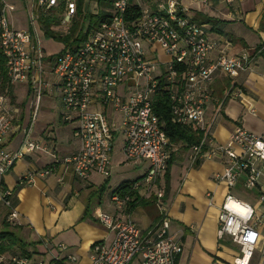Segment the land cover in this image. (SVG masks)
Returning a JSON list of instances; mask_svg holds the SVG:
<instances>
[{"label":"built area","instance_id":"2783aa9c","mask_svg":"<svg viewBox=\"0 0 264 264\" xmlns=\"http://www.w3.org/2000/svg\"><path fill=\"white\" fill-rule=\"evenodd\" d=\"M16 1L0 0V50L6 59L8 85L30 84L35 108L32 120L24 127L19 148L0 151V175L27 154L46 150L32 134L44 89L50 85L46 81L49 73L53 78L51 85L60 93L63 118L76 122L74 136L79 141L78 150L62 162L71 165L81 180H88L92 172L109 177L115 134L120 132L125 138L124 158L131 162L149 161L143 181L150 190L168 169L171 157V142L153 110L154 98L161 90L171 102L173 123L194 125L202 133L191 146L192 163L210 159L222 165V170L213 176L217 185L227 189L218 210V237H229L239 246L240 253L233 264H249L264 239V139L240 124L226 143H215L212 124L205 115L217 73L236 77L241 71L251 70L258 58L264 56V46L237 53L220 49L214 55L219 49L218 41L209 35L204 24L190 17L191 7L186 0H113L109 22L93 30L78 47H65L45 62L36 19L64 3L61 23L67 25L76 14L77 0H25L28 7L35 3L40 9L35 18L31 9L26 8L30 14L29 29L16 28L10 18ZM191 1L201 5L211 2ZM226 1L233 5L244 0ZM131 7L140 12L133 23L127 18ZM144 44L153 52L152 57L147 56ZM178 66L183 71L178 72ZM8 93V89L0 93V144L15 127ZM230 96L243 98L244 92L232 84L226 98ZM53 157L48 167L20 175L18 185H28L36 176L52 174L61 161L55 154ZM241 190L254 192L257 204L240 198L237 193ZM1 191L3 205L9 209L8 221H13L18 217L13 191ZM156 195L161 217L146 232L126 211L128 196H113L119 209L117 214L95 211L97 220L112 231L113 237L109 242L93 245L92 264H130L137 256L138 264H177L183 244L170 233V217L163 201L165 188L157 185ZM207 197L211 205L214 193L207 192ZM43 245L46 251L38 257L0 253V264H68L75 260L73 255L62 259L47 240ZM56 247L61 251L67 249L64 243ZM259 264H264V254Z\"/></svg>","mask_w":264,"mask_h":264},{"label":"crops","instance_id":"0c3cea01","mask_svg":"<svg viewBox=\"0 0 264 264\" xmlns=\"http://www.w3.org/2000/svg\"><path fill=\"white\" fill-rule=\"evenodd\" d=\"M186 1L191 7L190 17L197 23L204 24L209 35L218 41L219 49L214 55L220 49L237 53L242 49H252L264 44V0H244L233 5L226 0H211L210 5ZM206 17H215L226 22L219 25L222 32L212 31L211 24L204 22ZM29 26L30 23L26 22L15 27L29 29ZM38 26L40 24L36 23L43 47L45 35ZM61 27L58 25L53 29L57 31ZM59 44L60 52L65 46L61 42ZM46 81L50 83L46 88L54 94L42 95L32 134L46 150L27 154L17 160L6 173L0 175V232L9 230L27 244L26 253L16 246L5 251L7 254L23 253L38 257L45 253L43 242L47 240L53 247V252L62 259L66 260L67 255L75 257V260L69 261L68 264H92L93 245L96 242H109L113 237L112 231L97 220L95 211L100 209L117 214L119 209L113 200L116 195L113 191L126 182H136L138 185L134 184V188L141 203L128 213L143 232L150 230L159 221L161 211L156 195L157 185L165 188L163 201L170 217V233L178 237L183 244L177 264L234 263L240 253L239 246L229 237H218V210L223 195L227 192L226 187L217 185L213 180L214 174L222 170L218 161L201 159L192 163L191 146L188 147L187 142L171 143V164L169 163L157 185L149 190L143 181L150 166L149 161L126 160L122 150L125 138L118 132L123 140L118 152L114 147L110 176L92 172L88 180H81L75 176L71 165L62 162L79 148V141L74 136L76 122L64 120L59 90L51 85L52 77L50 80L46 78ZM232 84L242 88L243 98H226L227 90ZM16 85L21 90L27 86L25 91L29 96H33V101L31 100L29 105L27 102L24 109L16 113L14 130L7 140L0 144V151L10 152L19 148L24 127L30 123L34 113L35 96L32 86ZM213 89V98L208 104L205 118L212 124L211 133L215 143H226L234 128L240 124L264 139V56L258 58L251 70L241 71L236 77L218 72ZM55 98L59 99L61 109L56 114L52 110L56 107ZM30 109L33 111L31 117ZM194 128L198 129L196 126ZM53 154L61 161L57 163L52 174L36 176L33 183L28 185H18V178L23 173L48 167L54 160ZM2 181L6 188L13 191L12 199L18 213L17 219L13 221H8L9 209L3 205ZM207 192L214 193L211 205ZM237 195L253 205L257 204L254 192L241 190ZM259 211H262V208ZM59 243L66 244L67 249L58 250L56 246ZM263 254L264 239L249 264H259ZM138 263L137 256L130 264Z\"/></svg>","mask_w":264,"mask_h":264},{"label":"trees","instance_id":"16d2710c","mask_svg":"<svg viewBox=\"0 0 264 264\" xmlns=\"http://www.w3.org/2000/svg\"><path fill=\"white\" fill-rule=\"evenodd\" d=\"M90 2H95L97 4L96 12L89 10ZM112 5L113 0H77V5H75L76 14L74 18L71 19V26L67 33H61L53 29L54 26H58L61 23V14L63 13L65 7L64 3L60 4L58 12L50 11L47 15L40 14L38 22L45 37L53 38L54 40L63 43L65 47L74 48L81 45L88 38L90 33L100 27L102 23L110 21ZM139 14V10L131 7L127 17L130 23H133ZM204 22L211 24L212 31L215 32H222L219 25L226 23L215 17H206ZM5 62L6 59L0 50V77L3 82H8V79H6L7 74L6 66L4 65ZM178 70V72L183 71V67L178 66ZM154 100L153 110L159 117L160 122L163 124L165 132L172 144L185 141L187 142V146L190 147L200 140L202 133L199 129L194 128L193 125H189L187 127L173 123L171 115V102L163 91L160 90ZM169 163L171 164V160ZM135 183L136 182H126L113 191V193L117 194L120 198L126 196L130 198V201L127 202L126 206L127 212H130L137 204L141 203L140 198L136 195L134 188ZM1 188L2 190L6 189L3 181L1 182ZM0 241V253L12 250L16 246H18L22 252H27V244H24V242L21 241L15 233L9 230L0 232Z\"/></svg>","mask_w":264,"mask_h":264},{"label":"rangeland","instance_id":"374dc122","mask_svg":"<svg viewBox=\"0 0 264 264\" xmlns=\"http://www.w3.org/2000/svg\"><path fill=\"white\" fill-rule=\"evenodd\" d=\"M21 2L23 3V5ZM26 2H27V0H26ZM26 2H25V0H21V1L17 0L16 1V10L10 14V18H11L12 22L17 27L21 26L22 23H25V24H26V22L30 23V17H29L30 14L27 12V9L28 10L31 9L32 15L35 18L37 17L38 11L40 10L35 3H31L28 1V3H31V5L28 7ZM59 6H60V4H59ZM59 6L52 9V11L58 12ZM89 10L92 12H96L97 11V4L95 2H90ZM61 15H63V13ZM36 23L39 25L38 20L36 21ZM60 25L62 27L59 28L57 31H59L61 33H66L69 31L71 23H69L67 25L60 23ZM29 28H31V27L29 26ZM38 28H39V30H41V26H38ZM263 30H264V28H263ZM40 33H41V31H40ZM50 39H52V40H50ZM59 43H60L59 41H56L53 38L45 37V39L43 41V47L45 49L44 50L45 51V62L51 61L52 58L58 54V52L60 50V44ZM144 45H145L146 50H147V56L152 57L153 52L151 51V49H149V46L147 44H144ZM262 45L264 46V44H262ZM158 53L161 54V50H159ZM46 68L49 69V67H46ZM50 76H51V74L48 73L46 76L47 80H50V78H51ZM25 88L26 89L21 90L19 87H17V85H8V82L7 81L3 82L2 78L0 77V93L7 92V89H8V91H9L8 96L10 99V103L14 109L15 117H16V113H18L20 110L24 109V107H25L24 105H26L27 102L29 105L30 101L31 100L33 101V96H31V95L29 96L28 92L25 91V90H27V86ZM46 93H49L50 95L54 94L52 91H49V88L44 89L43 94H46ZM57 98H55L56 107H53V109H52L55 112V114L57 112L61 111L60 106H59L60 105L59 99H57ZM32 106H31V108H32ZM41 106H43V104ZM32 112H33L32 109H30V117H31ZM122 140L123 139H122L121 134L120 133L118 134V132H117V136H115V141H114V147H115L116 152H118L120 150Z\"/></svg>","mask_w":264,"mask_h":264}]
</instances>
